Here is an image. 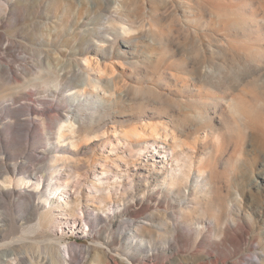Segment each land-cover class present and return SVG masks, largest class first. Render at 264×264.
I'll list each match as a JSON object with an SVG mask.
<instances>
[{
    "label": "rangeland",
    "instance_id": "obj_1",
    "mask_svg": "<svg viewBox=\"0 0 264 264\" xmlns=\"http://www.w3.org/2000/svg\"><path fill=\"white\" fill-rule=\"evenodd\" d=\"M5 1L0 182L13 184L0 189V243H43V258L54 244L70 259L68 246L71 264L96 245L118 264H264V0H90L93 10L75 16L60 0H18L2 13ZM88 74L100 82L84 94ZM71 120L77 147L58 134ZM145 123L180 135L189 183L168 186L170 159L118 144ZM199 169L204 191L193 188ZM92 182L110 187L109 210ZM67 201H78V216L59 214ZM50 210L57 226L24 232ZM16 251L28 264L42 257Z\"/></svg>",
    "mask_w": 264,
    "mask_h": 264
},
{
    "label": "bare ground",
    "instance_id": "obj_2",
    "mask_svg": "<svg viewBox=\"0 0 264 264\" xmlns=\"http://www.w3.org/2000/svg\"><path fill=\"white\" fill-rule=\"evenodd\" d=\"M17 1L18 0H6L5 3L1 5V12L7 13L9 7L11 8L12 6H15ZM60 1L61 3H69L71 5L74 16L80 15V13L83 10L92 11L94 6L90 0H60ZM120 7L122 6L120 5L116 7V10L119 11L121 9ZM62 19L63 17L61 18V21H64ZM114 24L116 30L118 31L121 30L124 35L130 34V28L126 27L123 24H116V23ZM75 28H76L75 23L73 25L70 24L69 26L70 35L72 36L76 35ZM86 63L88 64V68L90 69L91 60L87 58ZM51 76L57 77L55 73H52ZM99 82L100 79H92L91 75L88 74L87 77H85L84 79V84L83 85L79 84V87H84V89H82L80 92L84 91L83 93L86 94L85 88H92V89L97 88L99 87ZM115 97H116L115 100H118V98H120V96L119 97L111 96L112 99ZM233 110H235L237 113L240 112V106H234ZM161 125L166 126V128L164 129L165 134H162L160 132ZM79 133L80 130L75 128V123H73L72 120L70 122H65L64 124H61L58 131L59 138H61L64 142L67 139H71L73 141L72 146L74 147H77L79 144V138H78ZM214 135L217 141H219L220 138H222V136L217 132H214ZM179 136L180 135L177 134L176 130L174 129L168 130V126L165 125L164 123L155 124V125L145 123L142 126L141 130H135L129 134L126 133L124 137V141L123 139H120L118 140V144L125 145L127 147V150L131 154H134L135 157L144 156L147 150L151 148L152 149L150 151L151 153L155 152L160 156L167 158V160L170 159L172 163L170 165L169 174L167 176L168 180L166 181V184L170 187H175V186L182 187L183 185L189 183L192 177L194 165L192 162L193 161L192 156L185 150V148H182L183 147L182 140L180 139ZM145 137H149L150 139L147 141L145 140L141 141L138 144H135L132 141V138L143 140ZM169 137L173 139V144H174L173 147H168L169 144L167 141ZM160 145H164V146L162 148H159L161 147ZM163 150L166 151L162 152ZM207 172L208 171L201 169L197 170V172L195 171V174L197 173L196 174L197 178L202 179L201 183H199L198 181L193 183V188L195 190L204 191L206 189V187L209 184L208 182L209 174ZM12 184L13 181L10 177L2 178V181L0 182V189L2 187H10L12 186ZM90 185L91 188L95 190L94 194L97 193L102 194L101 197H95V198L96 199L99 198L103 201V203H107V207L105 210H109V205L112 202L111 201L112 191L110 190V187L102 188L98 186L95 182L90 183ZM39 186L40 185L38 184V187L34 188L33 191L26 190L22 197L26 198V201L28 202L34 201L35 193L38 192ZM60 186L61 185L59 184L55 185L57 191L59 190ZM112 186L117 189V184H114ZM77 202L78 201L76 202L67 201L65 204H59L58 206L59 208L57 211L61 209L59 214H63L65 216H78L80 205ZM72 203H75L74 207H70ZM35 207H37V205ZM189 210L190 208H186L183 211V215L185 217L187 216V211ZM58 223H60V220L55 214V211L50 210L40 216L39 225L37 227L26 229L24 230V232L26 234H33L37 231V228L39 229L44 227L46 229H51L52 227L57 226ZM136 237L137 234L135 232L133 238ZM43 247H44L43 243L36 241L25 242L24 240H17L16 242L12 241V242L0 243V264H28L26 263L27 262L26 259L29 256V253L28 256L25 255V257H21V254L17 252L16 249H26L28 251L35 250L40 254V256H42L38 258L40 260H38L34 256L31 259L30 264H71V260L75 257V255H73V252L71 253V249L68 246L65 248V252L70 259H67L63 255L62 253L63 251L60 248V246H55L53 244V246H51L52 253L48 254L50 256V261H48L47 263H43V259L48 260V255H46L43 258ZM49 247H50L49 244H47V248ZM95 247H97L98 249L97 253L94 256H91V253L93 251L92 249V251L89 253L90 259L85 264H118L119 260L110 257V254L108 252L101 249L103 248L102 246L100 247L99 245H96Z\"/></svg>",
    "mask_w": 264,
    "mask_h": 264
}]
</instances>
